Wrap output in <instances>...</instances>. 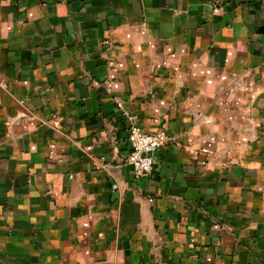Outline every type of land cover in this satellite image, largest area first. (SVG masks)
Here are the masks:
<instances>
[{"label": "crops", "instance_id": "1", "mask_svg": "<svg viewBox=\"0 0 264 264\" xmlns=\"http://www.w3.org/2000/svg\"><path fill=\"white\" fill-rule=\"evenodd\" d=\"M0 80V264H264V0H0Z\"/></svg>", "mask_w": 264, "mask_h": 264}, {"label": "built area", "instance_id": "2", "mask_svg": "<svg viewBox=\"0 0 264 264\" xmlns=\"http://www.w3.org/2000/svg\"><path fill=\"white\" fill-rule=\"evenodd\" d=\"M0 88L6 89V84L0 80ZM24 100H19L18 104L23 106ZM121 107V104H117ZM131 120H135L132 117ZM57 125V122H54ZM169 138L164 132L145 133L137 125L132 123L127 134V142L131 147V152L127 156L126 165L131 169V176L134 180L147 177L154 165L155 154L165 146Z\"/></svg>", "mask_w": 264, "mask_h": 264}]
</instances>
